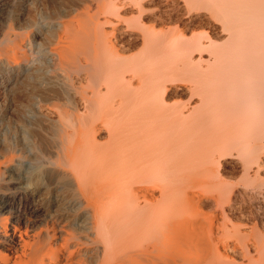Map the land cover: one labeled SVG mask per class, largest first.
<instances>
[{"label":"bare ground","instance_id":"1","mask_svg":"<svg viewBox=\"0 0 264 264\" xmlns=\"http://www.w3.org/2000/svg\"><path fill=\"white\" fill-rule=\"evenodd\" d=\"M152 1L22 0L24 13L5 17L0 98L21 106L23 92L48 128L37 119L34 165L0 141V264H264L259 230L206 214L195 180L216 152L243 143L236 136L264 131V0L205 1L225 20L232 64L209 35L155 32L144 17L177 22L183 7L160 0L154 13ZM29 27L44 32L36 47ZM181 67L187 105L173 109ZM219 80L238 95L227 111L213 103ZM215 114L233 116L217 133Z\"/></svg>","mask_w":264,"mask_h":264},{"label":"rangeland","instance_id":"2","mask_svg":"<svg viewBox=\"0 0 264 264\" xmlns=\"http://www.w3.org/2000/svg\"><path fill=\"white\" fill-rule=\"evenodd\" d=\"M60 1H63V2H65L63 4H66V1H67V3H69V2L70 3H79L82 0H60ZM159 1L160 0L152 1L153 4H151L149 6L150 8H148V9L152 10V12H154V13H157L158 9H157L156 4L158 5ZM173 1H175V3L180 4L183 7L181 11H178L179 12L178 17L181 16V18H182L181 20H179L180 18L177 17V22L173 21V23L172 22L161 23L160 21L150 23L148 21V19L144 17L143 22L146 21L145 23H147L148 25L154 26L155 32H159V31H165V32L167 31L168 33L171 32L174 35V37H176V36L178 37L179 35L181 37V34L183 35V37L184 36L189 37L191 35L192 36L204 35L206 37V35H209L208 38L213 41V44L211 45L213 47L212 48L210 47L211 50L213 49L212 51H215V49L217 50L219 45H220L219 46L220 49L224 48L225 50H227L226 52H224V51H220L218 49L220 51V52L218 51V54L223 52L221 55L223 58H221L217 54V57H219L218 59L221 58L222 60L225 59L226 61H228V59H233V58L229 57L230 55L232 57V52L229 51V48L227 49L225 47V46H228L227 45L228 41L226 40L227 38L224 37L225 33L224 34L220 33L222 31L221 28L223 26L222 22H224L225 20L223 19L224 21H222L221 14L217 13L213 7L211 8V6H213V5L207 3L209 5L205 6V4H206L205 1H209V0H173ZM203 5H204V7H203ZM195 6H196V8H195ZM198 6L200 8L202 6L203 8L200 9ZM26 8H27V6L25 5V3L22 2V0H21V2H20V0H0V9H1L0 11H2V12H0V31L1 32L4 31V30H2V28H4L6 26V23H4V22H6V20L9 17H15V16L17 17V16L22 15ZM150 10H148V11H150ZM203 10H205V11H203ZM180 12H181V14H183L182 12L187 13V16L185 13L182 16L180 14ZM212 12H214V13H212ZM4 14H5V16H4ZM193 16H194V18H193ZM212 16H213V19H212ZM5 17L7 19H5ZM186 17H188L189 20ZM191 18H193V19H191ZM217 19L220 21H218ZM184 20H185V22H184ZM188 21H190V22L186 23ZM210 21H212V22H210ZM213 23H215V24H213ZM4 24H5V26H4ZM25 31L27 32V35L31 34L32 35L31 37L34 36V41H33L34 47L41 44V42H38V41L42 40L40 38H43L42 36H43L44 32L42 34V32L37 31L33 27H31V28L29 27V28L25 29ZM218 34H219V37H218ZM222 36H223V38H222ZM180 37H179V40H180ZM181 39H182V37H181ZM35 40L37 42H35ZM222 40H223V42L227 41V42H225L227 44L224 45V43H221ZM221 46L223 48H221ZM229 47L231 48L230 44H229ZM138 48H140V46ZM137 50L138 49H136L134 51H137ZM224 53H227V55H228V56L225 55V56H227L226 58L223 56ZM218 59H217V62L219 63ZM221 59H220V62L222 61ZM217 62L215 64H217ZM228 62H229V64L230 63L232 64L233 60H231V61L229 60ZM221 63L218 64L217 66L221 65V67H222L224 62L222 64ZM217 66H215V70H219V69H216ZM186 67L188 68V66H186ZM186 67H184V69ZM179 69L182 70L181 76H179L180 78L178 77L172 82L174 84L175 88L177 87V91L174 94H172L168 100L169 101L168 104H172L174 106L173 109H175V107H178V106L180 107L182 104H184L183 106L187 105L188 96L184 92L182 93V91H179L178 89H182L183 87L189 86V80L187 78L188 76H186L187 74L186 75L182 74V72H184L182 67ZM211 70H212V68H211ZM211 70H209L207 73H210ZM213 70H214V68H213ZM185 72H187V71H185ZM215 72L212 71L213 74ZM212 73H211V75H212ZM2 77H4V79H6V76L3 75ZM204 77H205V75H204ZM223 82L227 83L226 81H221V80L218 81L220 86H226L223 89V90H225V92L224 91L220 92L218 90V92L216 94H214L216 99L214 98L213 103L217 104V107H219V106L221 107V105H222L221 108H224L225 110L224 109L223 110L227 111L228 109H231L234 106L233 102L236 101L234 99H236L238 95L235 94L236 92L233 91V89H231V88H233L232 84H226L225 85V83H223ZM221 83H223V85H221ZM218 93H219V95H218ZM21 94L23 96H21ZM21 94H20V96L23 99H25L24 93L22 92ZM214 95H213V97H214ZM216 95H217V97H216ZM219 96H221V97H219ZM21 97H20V99H21L20 103L18 102L19 104H21V106H18L16 104H14L13 102H10V100H7V99L3 100V98H0V102H1L0 103V141L6 140L7 142H10V143H16L24 151L23 155L25 156V160L34 165L35 164L34 161H35V157H36V149L31 144H29V142L32 143V141L30 140L31 135L34 131L37 119L38 120L40 119V124L42 125L43 128H45V130H47V128H48V124H47L48 119L45 116H43V114H38L35 111L33 112L34 107H32L33 110L32 109L28 110L26 107L24 108V106H22V104L24 105L26 100L25 101L22 100ZM213 97H212V99H213ZM221 99H222V101H220ZM215 100H216V102H215ZM226 100H227V102H226ZM230 100H232V101H230ZM197 101L198 100L195 99L196 104H198ZM227 103L229 106L227 105ZM172 105H170L171 109H172ZM176 105H178V106H176ZM230 105H232V106H230ZM32 106H34V105H32ZM204 106H203L204 108L207 107L206 104ZM30 107H31V105H30ZM173 109L171 111H173ZM226 115L220 114V116H219V114H215V116H212L213 118L211 117V121H210L211 123L208 122V125L210 124L209 125L210 128L207 127L209 129L208 131H211V132L215 131V133H217L219 127H218V124H216V123H219V126H220V124H222V121L225 122L227 120L229 122L230 118L233 117V116H229V114H226ZM167 116L170 117V114L169 115L167 114ZM238 116H240V115H238ZM220 117L225 119V120H221V122H219L218 120H220L219 119ZM235 119H236V116H235ZM215 120H217V121H215ZM262 128H264V127L262 126ZM262 131H263V129L262 130L258 129V132H260V133H257V135H256L257 137H255V139H254V137L253 138L250 137L251 140L253 139L252 141L251 140L249 141V136H247V138L245 136H243V137H245V140H243L244 138H242V136L240 134H239V137L236 136L238 138V141L241 140L243 143L240 142V144H237L238 147H237V145L234 146L232 148L233 149L232 153H231L230 148H229V150L226 149L225 154L226 155L228 154L227 156L225 154H223L224 151L223 152H220V151L216 152L214 155V158L212 160V161H214V160H216V161L215 162H209V163L202 165V166L206 165L205 167H203V168H205L204 169L205 172L202 170L203 168L200 167L201 170L203 171V173L201 174L202 171H200V174L195 177L196 179L194 178L199 183H201V181H202V183H201L202 185L200 184L202 186L201 193L205 192V193H203V195L206 198L209 196L207 203H205L204 206L202 207L203 211H205L206 214H208L210 216L215 215L217 217V221L221 225L223 224L226 227H230L231 225H234V226L240 227V229H242L246 232L256 231V234H257V231L259 230L258 234H257L258 237H260V234H261V237H264V131L263 132ZM215 133L213 132L214 135H216ZM210 134H212V133H210ZM260 134L262 135L261 137H260ZM26 138H29L28 139L29 141ZM237 138H236V140H237ZM246 139H248L249 142ZM236 143H238V142H236ZM243 144L245 145L244 147H246V149L242 148L241 145H243ZM253 145H256V147ZM235 148L237 151L235 150ZM243 149H244V151H243ZM254 150L256 153L254 152ZM251 151L253 154L248 155V152H251ZM236 152H237V154L240 153L239 156L236 154ZM219 156H221V158ZM250 157L252 158V160ZM217 159H218V161H217ZM248 160H250V161H248ZM254 161H255L256 165H255ZM256 161H258V163ZM196 162H198V160H195V162L193 161V163H196ZM244 162H246L248 165L246 163L243 164ZM209 164H211V165H209ZM251 164L252 165L254 164V165L252 166ZM209 166L210 167L212 166V167L210 168ZM206 167H208V168H206ZM242 167H245V168H242ZM209 172H211V173H209ZM197 179H199V180H197ZM203 188H204V190H203ZM214 200L217 201V203ZM252 228H254L255 230ZM259 232H261V233H259ZM261 239H264V238H261Z\"/></svg>","mask_w":264,"mask_h":264}]
</instances>
